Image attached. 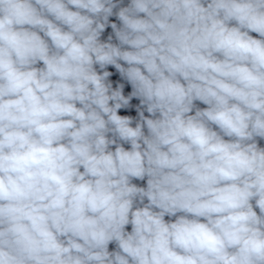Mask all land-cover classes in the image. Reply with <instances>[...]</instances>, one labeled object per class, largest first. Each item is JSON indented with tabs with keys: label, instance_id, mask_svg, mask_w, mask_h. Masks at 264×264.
<instances>
[{
	"label": "clouds",
	"instance_id": "clouds-1",
	"mask_svg": "<svg viewBox=\"0 0 264 264\" xmlns=\"http://www.w3.org/2000/svg\"><path fill=\"white\" fill-rule=\"evenodd\" d=\"M0 264H264V0H0Z\"/></svg>",
	"mask_w": 264,
	"mask_h": 264
}]
</instances>
